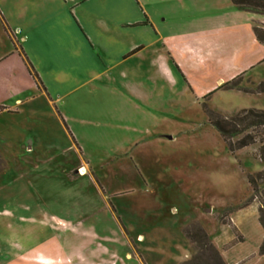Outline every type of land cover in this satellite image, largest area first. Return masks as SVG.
<instances>
[{
  "label": "rangeland",
  "instance_id": "rangeland-1",
  "mask_svg": "<svg viewBox=\"0 0 264 264\" xmlns=\"http://www.w3.org/2000/svg\"><path fill=\"white\" fill-rule=\"evenodd\" d=\"M176 5L183 10L170 18L165 37L176 46L169 52L172 80L148 74L140 67L147 57H137L125 68L140 92L137 98L119 71L101 73L104 84L81 103L86 121H73L81 151L47 106L34 113L35 122L17 123L36 136L0 135V264H35L30 257L39 252L69 259L88 244L126 250L115 216L129 235L141 231L152 240L147 255L153 264H173L188 254L176 234L185 224L190 257L184 261L199 256V264H212L205 241H192L185 229L199 225L220 255L234 238L228 221L241 241L224 252L227 263L264 264L258 253L264 180L253 190L246 179L264 168L259 145L231 151L209 114L264 109V91L258 90L264 43L252 32L254 26L264 28V15L238 10L230 0H171V9ZM184 46L194 53L182 51ZM231 79L234 86H221ZM81 169L92 178L67 179ZM49 215L67 218L74 227L51 228L45 222ZM164 237L169 241L161 247ZM134 260L133 254L124 262Z\"/></svg>",
  "mask_w": 264,
  "mask_h": 264
},
{
  "label": "crops",
  "instance_id": "crops-1",
  "mask_svg": "<svg viewBox=\"0 0 264 264\" xmlns=\"http://www.w3.org/2000/svg\"><path fill=\"white\" fill-rule=\"evenodd\" d=\"M158 3L159 8L155 6ZM182 10V5L171 9V0H0V135L14 131L36 136L25 127L18 129L17 123L35 122L34 113L47 106L56 113L72 146L81 151L83 146L73 121H86L81 103L104 84L106 79L100 77L101 73L119 71V78L125 80L127 89L137 98L140 92L128 81L125 70L137 57H147L140 67L148 74L157 72L172 80L169 52L176 46L165 38L166 29L170 18ZM253 38L257 41L254 35ZM182 51L194 53L188 46ZM28 65L37 74L41 87ZM64 85L66 92L59 90ZM48 146L55 147L56 143ZM25 148L32 150L29 144ZM82 165L85 166H79ZM80 172L73 179L67 174V179L92 178L83 169ZM115 219L124 233L120 244L126 247L121 250L124 257L118 247L88 244L74 249L69 259L41 252L30 258L35 264H127L124 259L127 261L134 254V264H153L147 255L152 240L141 231L129 235L123 222L116 216ZM45 222L51 228L74 227V222L59 215H49ZM185 225L178 227L176 234L188 254L173 264L190 257L189 242L182 234ZM167 241L164 237L159 246ZM227 250L220 252L226 264Z\"/></svg>",
  "mask_w": 264,
  "mask_h": 264
},
{
  "label": "trees",
  "instance_id": "trees-1",
  "mask_svg": "<svg viewBox=\"0 0 264 264\" xmlns=\"http://www.w3.org/2000/svg\"><path fill=\"white\" fill-rule=\"evenodd\" d=\"M230 3L238 10L264 15V0H230ZM252 32L257 41L264 43V28L254 26L252 28ZM28 69L37 85L41 87V82L30 65H28ZM233 80L234 79H231L230 82H226L221 86L232 87L235 85L232 83ZM258 90L264 91V82L259 84ZM209 114L211 117V124L219 132L231 151L249 144L258 143L259 146L257 149V156L264 162V109L242 108L228 116L214 111H209ZM248 130L253 131V134L252 132H247ZM240 134H242V136L233 142L232 139ZM246 179L249 186L252 187L253 190H256L257 181L264 180V168L254 174H247ZM258 212V222L264 230V206H260ZM225 224L229 226L234 235V238L224 246L225 249H228L236 242L241 241V238L239 239V232L232 222L228 221L225 222ZM191 229H193L192 233L190 231ZM185 235L192 241H205V244L212 252V264H225L219 255V252L212 244L208 243L209 241H207V236L199 225L195 224L186 228ZM200 245L202 246V244ZM258 253L260 255L264 254V235L258 247ZM198 258L200 257H194L179 264H199Z\"/></svg>",
  "mask_w": 264,
  "mask_h": 264
}]
</instances>
